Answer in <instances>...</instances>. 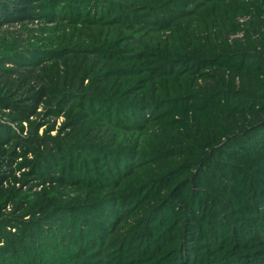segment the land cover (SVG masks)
Segmentation results:
<instances>
[{
	"label": "trees",
	"instance_id": "16d2710c",
	"mask_svg": "<svg viewBox=\"0 0 264 264\" xmlns=\"http://www.w3.org/2000/svg\"><path fill=\"white\" fill-rule=\"evenodd\" d=\"M0 264H264V0H0Z\"/></svg>",
	"mask_w": 264,
	"mask_h": 264
},
{
	"label": "rangeland",
	"instance_id": "374dc122",
	"mask_svg": "<svg viewBox=\"0 0 264 264\" xmlns=\"http://www.w3.org/2000/svg\"><path fill=\"white\" fill-rule=\"evenodd\" d=\"M61 122H62V120H59V121H58V126L61 124Z\"/></svg>",
	"mask_w": 264,
	"mask_h": 264
}]
</instances>
